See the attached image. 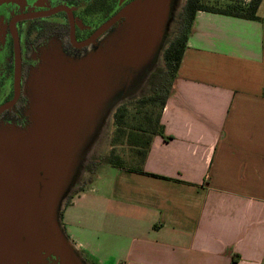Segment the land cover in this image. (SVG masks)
<instances>
[{"label":"crops","instance_id":"1","mask_svg":"<svg viewBox=\"0 0 264 264\" xmlns=\"http://www.w3.org/2000/svg\"><path fill=\"white\" fill-rule=\"evenodd\" d=\"M257 14L196 13L143 171L102 163L63 208L80 252L98 264H264V0Z\"/></svg>","mask_w":264,"mask_h":264},{"label":"water","instance_id":"2","mask_svg":"<svg viewBox=\"0 0 264 264\" xmlns=\"http://www.w3.org/2000/svg\"><path fill=\"white\" fill-rule=\"evenodd\" d=\"M178 1L134 0L123 26L82 56L43 50L26 83L29 124L0 128V264H88L63 227V202L94 131L156 72Z\"/></svg>","mask_w":264,"mask_h":264},{"label":"flooded vegetation","instance_id":"3","mask_svg":"<svg viewBox=\"0 0 264 264\" xmlns=\"http://www.w3.org/2000/svg\"><path fill=\"white\" fill-rule=\"evenodd\" d=\"M133 1L12 0L0 3V128L29 124L30 99L26 83L31 70L40 64L45 48L55 43L70 57L82 56L92 46L84 43L93 38L99 42L123 26L126 17L121 13ZM45 264H55V258H48Z\"/></svg>","mask_w":264,"mask_h":264},{"label":"trees","instance_id":"4","mask_svg":"<svg viewBox=\"0 0 264 264\" xmlns=\"http://www.w3.org/2000/svg\"><path fill=\"white\" fill-rule=\"evenodd\" d=\"M261 2L262 0L186 1L177 19V32L164 51L166 70L157 77L159 84L152 94L132 97L117 108L114 113L115 131L111 140L113 149L102 158L103 163L120 169L143 171L140 164L144 162L154 136L164 135L162 113L173 91L196 13L201 10L245 19H259L257 12ZM117 145L128 147L132 156L130 163L116 153Z\"/></svg>","mask_w":264,"mask_h":264},{"label":"rangeland","instance_id":"5","mask_svg":"<svg viewBox=\"0 0 264 264\" xmlns=\"http://www.w3.org/2000/svg\"><path fill=\"white\" fill-rule=\"evenodd\" d=\"M187 0H180L177 2L175 5L174 9V18L172 23H170L169 26V31H168V38H167V44L171 40L172 37L175 36L177 29H178V24H177V19L183 10V7L185 5ZM206 1H211L214 2L216 0H206ZM218 1H226V0H218ZM108 40V35L104 36L101 40V42H105ZM95 46H91V50H94ZM166 49V46H164L161 57L159 58V63L157 66V70L155 73H153L154 77L150 76L148 82L144 85L145 87L141 89V92H139L136 96L134 97H142L145 95L152 94L156 88V86L159 84V79L157 78L160 76V74H163L166 70V65L164 61V51ZM173 92V91H172ZM172 94V93H171ZM131 99V98H130ZM130 99H126L124 102L129 101ZM132 108V107H130ZM80 113H83V110L80 111ZM115 113V112H114ZM114 113L111 112L107 118L105 119V123H103V127L105 130H100L97 132V129L94 131L93 138L89 142L90 144V150L87 153V157L82 161V170L80 173V177H77L74 182L72 183V186L69 189V192L67 194L66 199L63 202V206L68 205L69 202L72 200V196H75L81 189L84 187L87 181H89L92 177L93 174L96 175L99 171V173H102V170L105 169L103 168L102 164V158L110 154L111 150L113 149L111 138L113 137L114 131H115V122H114ZM116 153L120 154L123 156V158L127 162H131V154L129 152L128 147H122L117 145L116 148ZM129 162V163H130ZM90 170V171H89ZM92 176V177H91ZM91 177V178H90ZM63 211V209H62ZM63 224V223H62ZM64 227V225H63ZM67 234V233H66ZM82 257L85 258L88 264H98L96 262V259L90 258L84 253H82Z\"/></svg>","mask_w":264,"mask_h":264}]
</instances>
